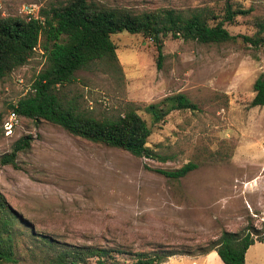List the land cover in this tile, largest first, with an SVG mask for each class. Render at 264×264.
I'll use <instances>...</instances> for the list:
<instances>
[{"label":"rangeland","instance_id":"rangeland-1","mask_svg":"<svg viewBox=\"0 0 264 264\" xmlns=\"http://www.w3.org/2000/svg\"><path fill=\"white\" fill-rule=\"evenodd\" d=\"M60 1L0 0V16L36 17L39 9ZM96 1L147 10L221 5L225 0ZM229 2L250 11L224 24L234 42L202 45L167 38L157 70L150 41L122 32L110 36L120 73L97 64L75 72L70 84L59 89L99 119L137 107L150 129L146 146L153 157L135 158L23 118H16L5 137L1 125L8 105L30 88L43 64L41 52L0 81V155L20 136L32 138L29 149L18 153L15 168L0 166V193L27 222L28 230L14 244L21 264H40L43 249L33 240L40 237L123 251L115 264H132L134 252L160 248L198 254L221 231L261 238L264 107L248 103L253 82L264 77V49L248 48L241 36L253 34L251 17H264V0ZM176 93L195 109L170 111L151 124L143 108ZM187 163L195 168L178 180L155 172ZM263 263L264 240L244 254V264Z\"/></svg>","mask_w":264,"mask_h":264},{"label":"trees","instance_id":"trees-1","mask_svg":"<svg viewBox=\"0 0 264 264\" xmlns=\"http://www.w3.org/2000/svg\"><path fill=\"white\" fill-rule=\"evenodd\" d=\"M249 12L233 8L229 0L221 5L147 10L111 6L96 0H63L55 6L39 9L36 17L0 16V81L26 64L37 50L43 58L42 67L26 94L9 104L8 109L16 118H23L34 125L44 122L72 137L119 149L135 158L153 157L146 146L150 129L137 107L129 106L116 117L99 119L81 110L74 99H67L59 89L70 84L75 72L88 70L97 64L120 73L111 35L124 32L150 41L158 70L165 39L202 45L234 42L235 37L226 31L224 24H232L236 16H246ZM249 24L253 34L241 36L242 43L248 48L264 49V17H251ZM252 92L248 106L264 107L263 76L253 82ZM194 109L195 105L184 95L176 93L146 105L143 111L151 124H158L170 111ZM31 141L30 135L14 140L9 151L0 155V166L15 168L18 153L27 151ZM194 168L193 164L187 163L172 171L157 169L155 172L178 180ZM26 230V220L0 193V264H21L14 244L15 238ZM261 230V238L255 240L249 232L221 231L217 239L199 250L198 254L214 251L223 264H244L247 248L264 240V223ZM33 240L43 249L40 264H115V256L123 252L74 246L43 237ZM178 255L191 253L166 248L138 251L132 254V264H162L165 259Z\"/></svg>","mask_w":264,"mask_h":264},{"label":"crops","instance_id":"crops-1","mask_svg":"<svg viewBox=\"0 0 264 264\" xmlns=\"http://www.w3.org/2000/svg\"><path fill=\"white\" fill-rule=\"evenodd\" d=\"M163 264H223L214 251L205 254L178 255L167 259Z\"/></svg>","mask_w":264,"mask_h":264},{"label":"built area","instance_id":"built-area-1","mask_svg":"<svg viewBox=\"0 0 264 264\" xmlns=\"http://www.w3.org/2000/svg\"><path fill=\"white\" fill-rule=\"evenodd\" d=\"M16 125V116L12 111H9L7 119L2 122V133L5 137L9 136Z\"/></svg>","mask_w":264,"mask_h":264}]
</instances>
